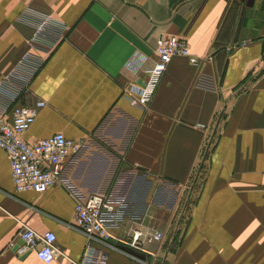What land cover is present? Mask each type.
<instances>
[{"label": "crops", "instance_id": "1", "mask_svg": "<svg viewBox=\"0 0 264 264\" xmlns=\"http://www.w3.org/2000/svg\"><path fill=\"white\" fill-rule=\"evenodd\" d=\"M26 11L63 25L54 44L31 45ZM160 35L202 60L172 56L146 105L132 104L125 89L146 75L126 63L137 53L152 65ZM24 54L33 72L19 102L45 104L23 137L84 142L63 170L70 188L43 192L14 188L0 147V264L80 256L70 190L120 199L113 233H163L142 248L107 239L105 264H264V0H0V78ZM23 223L53 231L65 256L17 253Z\"/></svg>", "mask_w": 264, "mask_h": 264}, {"label": "built area", "instance_id": "2", "mask_svg": "<svg viewBox=\"0 0 264 264\" xmlns=\"http://www.w3.org/2000/svg\"><path fill=\"white\" fill-rule=\"evenodd\" d=\"M34 20V32L31 45L50 47L55 43L63 25L45 12H25ZM156 59L152 65L143 67L144 55L134 53L126 63L132 71L142 69L146 78L142 85H128L125 89L130 103L145 106L153 87L164 71L167 62L174 55H185L188 60L199 65L202 59L191 54L184 38L180 36H158L154 48ZM28 58L24 54L21 60L0 78V147L5 151L16 190L31 189L43 192L51 185H64L70 188L63 175L68 158L75 156L83 147L81 138H70L61 131L28 141L23 132L33 121L37 111L45 104L41 98L31 103L19 102V94L25 89L33 72L24 68L22 62ZM73 197L72 221L85 235V243L80 256L71 259L72 264H105L107 253L102 245L107 239L114 238L128 245L142 248L143 236L159 240L163 233L159 229L141 230L135 228L130 233L118 234L111 231L120 216L121 200L111 197L106 191L81 194L70 190ZM21 244L15 249L17 253L33 250L35 256L47 263L57 256H65L55 242L51 230L37 231L29 225L22 224L19 232Z\"/></svg>", "mask_w": 264, "mask_h": 264}, {"label": "water", "instance_id": "3", "mask_svg": "<svg viewBox=\"0 0 264 264\" xmlns=\"http://www.w3.org/2000/svg\"><path fill=\"white\" fill-rule=\"evenodd\" d=\"M21 242H22V239L18 240V241H17V243H16L14 246H16V247H17V246H18V244H20ZM16 247H15V248H16ZM15 248H14V249H15Z\"/></svg>", "mask_w": 264, "mask_h": 264}]
</instances>
